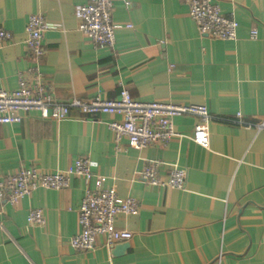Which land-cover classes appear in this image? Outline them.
Returning <instances> with one entry per match:
<instances>
[{"label": "crops", "instance_id": "crops-1", "mask_svg": "<svg viewBox=\"0 0 264 264\" xmlns=\"http://www.w3.org/2000/svg\"><path fill=\"white\" fill-rule=\"evenodd\" d=\"M85 0H0V28L12 41L0 47V90L17 88L21 75L32 90L58 103L115 99L122 89L141 102L206 106L208 147L193 139L198 120L178 116L166 144L142 150L115 141L108 124L120 117L71 111L63 121L22 115L0 124V182L19 169L64 170L78 157L94 163L92 189L115 187L139 204L138 214L116 226L129 241L92 251L69 245L80 227L86 185L38 189L12 204L0 199V264H264V0H214L239 23L235 42L202 36L181 0L115 3L112 49L96 48L78 31L76 9ZM31 15L50 25L39 60L27 51L24 27ZM131 26L130 29L125 27ZM255 28L257 38H250ZM241 118L236 117L237 114ZM160 164L183 169V191L150 186L139 173ZM44 225H30L29 211Z\"/></svg>", "mask_w": 264, "mask_h": 264}, {"label": "built area", "instance_id": "built-area-1", "mask_svg": "<svg viewBox=\"0 0 264 264\" xmlns=\"http://www.w3.org/2000/svg\"><path fill=\"white\" fill-rule=\"evenodd\" d=\"M127 0H85L76 9L79 20L78 31L89 39L90 43L100 49H112L115 46V32L121 26L112 23L115 3ZM188 6V14L196 24L200 35L214 40L235 42L239 23L235 19L224 17L214 0H181ZM130 29L131 26L125 27ZM50 25L41 15L28 17L24 33V45L36 60L45 54L44 34ZM250 38H257L255 28L250 30ZM12 41L11 31L0 28V47ZM38 112L42 119L56 122L66 119L71 111L87 117L110 115L120 117V121L108 124L118 142L125 138L128 146L142 150L157 143L166 144L174 136L172 121L178 116L197 118L194 132L203 136L193 139L197 144L208 147V125L211 119L206 106L176 104L172 102H141L134 100L126 89H122L115 99L99 97L83 102L72 99L61 104L53 96L42 90H32L27 78L21 75L17 88L12 91L0 90V124H18L22 115ZM238 119L241 115H236ZM258 131L264 124L256 126ZM159 162L153 161L145 166L139 176L150 186L183 191L186 186V173L183 169L170 166L164 179L158 175ZM94 163L87 157H78L64 170H41L35 167L19 169L14 175L0 182V199L14 204L19 199L29 196L38 189L61 190L69 186L72 178L84 181L86 190L78 208L80 231L73 236L69 245L76 251H92L100 237L106 247L129 241L132 234L116 226L119 218L135 216L139 204L132 198H120L115 187L92 189L89 186L93 178ZM27 221L30 225H44L42 211L31 209Z\"/></svg>", "mask_w": 264, "mask_h": 264}]
</instances>
